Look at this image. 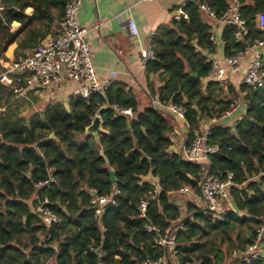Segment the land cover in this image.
I'll return each mask as SVG.
<instances>
[{
    "label": "trees",
    "instance_id": "obj_1",
    "mask_svg": "<svg viewBox=\"0 0 264 264\" xmlns=\"http://www.w3.org/2000/svg\"><path fill=\"white\" fill-rule=\"evenodd\" d=\"M66 2L0 0V54L25 27L43 25L44 31L30 29L21 44L48 35ZM237 2L247 35L237 41L233 26L223 28L226 57L243 54L264 39L256 26L264 0ZM231 4L232 0L187 1L182 7L187 18L157 27L150 38L154 59L145 63L144 70L157 75L160 85L154 93L161 101L186 108L181 121L188 126L186 149L201 120L219 116L235 100L245 105L244 118L214 125L207 140L218 146V152L208 156L209 170L220 177L226 171L234 174L228 195L235 210L215 220L189 200L181 215L170 194L185 187L199 193L201 162L170 151L174 119L152 105L140 109L124 84L111 83L105 96H70L66 104L51 101L29 115L13 113L2 103L12 91L0 84V108L4 107L0 110V264H142L160 253L154 246L159 233L148 231L147 225L161 232L178 227L177 254L170 264H245L232 257V250L254 240L264 221V86L235 88L210 80L211 62L202 52L211 53L214 47L209 39L212 27L200 6L222 14ZM27 7L33 9L30 15L25 13ZM14 21L20 27L11 32ZM115 104L130 108L132 116L115 110ZM96 115L102 121L97 139L85 132ZM50 177L52 181L36 187ZM88 188L113 197L114 203L107 204L100 216L90 205L93 194ZM115 190L118 193L113 195ZM36 195L41 201L48 199L59 222L46 226L35 210ZM150 196L145 216L133 219L141 199ZM47 232L49 239L41 240ZM90 245L99 253L88 251ZM251 264H264V259Z\"/></svg>",
    "mask_w": 264,
    "mask_h": 264
},
{
    "label": "built area",
    "instance_id": "obj_2",
    "mask_svg": "<svg viewBox=\"0 0 264 264\" xmlns=\"http://www.w3.org/2000/svg\"><path fill=\"white\" fill-rule=\"evenodd\" d=\"M81 5L82 0H67L63 15L57 22L54 33L40 39L29 52L17 60L10 63L0 60L2 65L0 84L11 90L15 96H24L27 91L33 90H47L53 93L70 83L77 84L70 96L81 97L83 99H87L94 94L105 96L109 85L100 82L97 78L91 60L90 46L86 38V34L91 29L79 26L76 21V14ZM200 8L210 21L224 26H233L235 28L234 36L237 41L242 40L247 35V28L244 20L240 17L236 0L222 14H217L207 5H201ZM174 18L179 21L181 18H187V15L180 10L179 14L175 15ZM127 25L131 35L137 36L138 31L135 23L132 20H128ZM256 26L264 34V13L257 14ZM210 40L215 42L212 35L210 36ZM263 48L264 39L256 40L249 47L253 52V57L243 71L241 78V83L248 87L261 88L264 86ZM142 56L144 65L147 61L154 59L149 44L143 49ZM240 57L241 53L225 57L224 65H221L217 60H211V69L208 74L209 79L224 86L228 80L226 77L240 71ZM159 104L160 109L165 114H170L177 118L176 122L184 119L186 108L182 105L176 103L163 104L162 102H159ZM113 107L123 114L132 116L130 108H122L116 104ZM240 107L241 102L235 100L219 116H212L201 120L198 131L189 147L185 150L188 160L201 162L199 171V192L203 202L200 206L201 213L212 215L215 220H222L227 212L235 210L228 195V186L233 184L234 174L231 171H226L225 176L220 177L209 170L207 165L208 156L218 152V146L208 144L207 140L211 134L212 127L231 118ZM52 180V177H50L48 180L36 184V187L45 185ZM88 189L93 194L90 205L95 216H100L104 213L107 204L114 203L113 197L99 194L93 188ZM187 191V188H182L179 192ZM117 193L118 190H115L113 195ZM35 197L38 202L35 210L41 214L46 226L49 227L59 222L57 216L48 207V199L45 198L41 201L38 195ZM151 198L153 196L141 199L138 205V214L133 216V219H140L145 216L146 208ZM146 229L159 233L158 237L154 240V246L160 250V253L155 258H145L142 264H170L177 254L176 234L178 227H167L163 232L149 225L146 226ZM49 237L50 234L47 232L45 235H41L40 239H49ZM263 238L264 221L257 229L255 239L244 247L234 248L232 250V257L245 264H251L259 258L264 259ZM88 251L95 254L99 253L92 245L88 247Z\"/></svg>",
    "mask_w": 264,
    "mask_h": 264
},
{
    "label": "crops",
    "instance_id": "obj_3",
    "mask_svg": "<svg viewBox=\"0 0 264 264\" xmlns=\"http://www.w3.org/2000/svg\"><path fill=\"white\" fill-rule=\"evenodd\" d=\"M187 1L189 0H82V5L76 14V21L79 26L91 29L86 34V38L90 46L91 60L98 80L108 85L114 82L124 84L125 89L135 96L140 109L151 105H156L157 107H155L160 109L159 102L163 104L166 102L161 101L156 92L154 93V88L158 87L160 83L157 75L146 74L142 51L148 44L150 45V38L157 27L163 24H171L173 20L178 21L174 17L179 14L180 10L182 11V7ZM32 11V7L25 9V13L28 15ZM205 18L212 27L210 36L214 37L215 42L210 40L214 47L213 52H202L206 55L208 61L217 60L221 65H224L226 56L223 51L221 35L223 28L226 26L210 21L206 16ZM128 20H132L135 23L138 31L137 36L131 35L127 25ZM19 27L20 23L14 21L10 24V31L13 32ZM31 27L24 28L21 36L8 48L7 52L0 54V60L10 63L21 57L19 55L20 52L27 53L35 46L38 42L37 39L36 41L21 44L22 36L27 34L30 29L36 30L37 28L38 30L36 31L39 33L44 31L43 25ZM54 31L55 25H52L49 34L54 33ZM15 51L16 53H14ZM262 52L264 53V48ZM252 57L253 52L250 49L241 54L239 61L240 71L226 77L228 80L224 86L232 85L237 88L239 84H242V73ZM1 71L2 65L0 63ZM76 86V83H70L53 93L47 90H33L27 91L24 96H15L13 93H11V96L29 101V104L33 106L36 104L30 98L36 100L38 102L37 105L40 104L41 106L36 109L39 112L45 104L51 101H59L66 104L72 90ZM240 102L241 107L231 118L225 121L226 124H235L244 118L246 108L242 101ZM0 110H4V107H1ZM167 115L174 119L173 125L178 126V129L175 126L173 127V132L171 133L172 144L169 149L177 153L182 152L186 157L184 144L188 126L186 123L181 122L184 119L176 122L177 118L175 116ZM174 134L176 135L175 137ZM185 188L188 189L187 192H172L171 194L192 195L191 200L201 206L203 202L200 192L196 194L189 187Z\"/></svg>",
    "mask_w": 264,
    "mask_h": 264
},
{
    "label": "rangeland",
    "instance_id": "obj_4",
    "mask_svg": "<svg viewBox=\"0 0 264 264\" xmlns=\"http://www.w3.org/2000/svg\"><path fill=\"white\" fill-rule=\"evenodd\" d=\"M25 52H20L19 55H23ZM34 101V104L36 105H32L29 104V101H25L23 99H17V98H13V96H10L9 99H4L2 101V103L8 107H10L11 112L19 114V115H29L35 112H38L36 109L38 107H41L40 104L37 105L38 102H36V100L31 99ZM176 129H178L177 125H174ZM176 135L174 134V137ZM192 199V195H183V194H171L170 195V200L172 202H175L176 204H178V206L181 209V215L184 216L185 214V209H186V204L189 200Z\"/></svg>",
    "mask_w": 264,
    "mask_h": 264
},
{
    "label": "water",
    "instance_id": "obj_5",
    "mask_svg": "<svg viewBox=\"0 0 264 264\" xmlns=\"http://www.w3.org/2000/svg\"><path fill=\"white\" fill-rule=\"evenodd\" d=\"M100 131H102V121L101 118L98 115H96L93 118L92 122L85 128V132L87 134H92L97 139ZM51 137L55 140L57 139V137L54 136L53 134L51 135ZM109 177L111 183H114L116 181L114 172L112 170L109 171Z\"/></svg>",
    "mask_w": 264,
    "mask_h": 264
}]
</instances>
